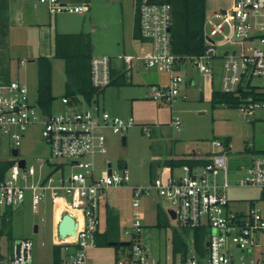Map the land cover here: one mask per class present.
Returning <instances> with one entry per match:
<instances>
[{
	"label": "built area",
	"instance_id": "obj_1",
	"mask_svg": "<svg viewBox=\"0 0 264 264\" xmlns=\"http://www.w3.org/2000/svg\"><path fill=\"white\" fill-rule=\"evenodd\" d=\"M38 1L52 14L79 13L88 9L87 5L75 6L61 0ZM138 14L141 38L150 45L143 46L139 54L125 58L126 73L131 76L134 60L141 62L146 69L166 72L168 83L152 85L148 92L155 101L172 104L180 97L186 98L182 87L192 80L187 81L180 69L189 63L201 74L211 75L213 64L219 58L217 46L233 45L239 50L226 52L221 59V91L234 94L243 88L247 96L239 108L246 117L264 108V88L253 84L255 78L264 80V47L256 45L257 41L264 45V0H235L231 8L207 15L205 50L200 55L186 58L174 54L172 49L173 7L170 3L143 0ZM111 69L110 57L94 56L91 61L93 87L107 88L112 82ZM62 104L64 110L46 115L25 82H3L0 79V140L9 139L14 143L12 150L19 149L28 129L38 126L52 156L81 169L55 178L53 174L63 164L54 165L51 172L44 175L43 164L37 170L32 166L27 168V165L21 167L18 156L12 155L4 160L12 164L4 176L0 174V264H33L34 243L31 239H7L2 243L4 222H10L11 213L27 199L35 212L42 203L50 201L52 204L53 247H62V259L58 264H90L88 252L98 246L97 234L101 226L99 196L104 190L125 186L130 181L127 167L121 173L112 169L111 174L109 167L96 176L94 158L98 153H106L105 131L123 134L136 125L134 120L112 115L98 102L78 109L64 97ZM172 124L181 129L179 117ZM143 132L150 136L146 127ZM212 146L207 163L186 164L177 172L164 166L147 187H130L132 220L124 229L130 245L116 264H161L150 261V250L142 243L143 212L139 199L153 192L168 203V215L170 210L174 211L179 230L204 227L208 231L204 258L199 257L191 236L187 258L174 264H264V211L254 204L247 209L233 210L228 193L237 187L264 190V154L252 155L239 165L238 184H232L228 158L232 142L215 139ZM87 157L92 160L81 161ZM29 178L33 179L31 184H28ZM66 214L76 221L78 229L76 236L68 235L63 241L58 226ZM233 247L240 251L239 257ZM51 264L56 263L52 261Z\"/></svg>",
	"mask_w": 264,
	"mask_h": 264
},
{
	"label": "rangeland",
	"instance_id": "obj_2",
	"mask_svg": "<svg viewBox=\"0 0 264 264\" xmlns=\"http://www.w3.org/2000/svg\"><path fill=\"white\" fill-rule=\"evenodd\" d=\"M143 0H77V4L89 5V9L79 13H61L69 20L81 18L80 30L91 34L94 56H107L112 58L113 65L126 70L123 56L124 46L132 40L135 10L138 3ZM235 0H206L208 16L215 12L231 8ZM76 5V4H75ZM215 40H219L216 38ZM136 42H134V45ZM257 46L264 47L259 41ZM15 49V48H13ZM17 52L13 58L14 68L10 69L2 61L0 51V74L11 77L9 80H22L26 75V84L30 87L33 97L36 96L38 84V63L26 55V50ZM237 46H217L218 57L215 69L211 75H202L195 66L187 64L180 69V73L189 84L186 98L180 97L176 102L165 103L155 101L146 92L151 91L152 85H165L169 81L166 72L146 69L142 63L135 62L131 76L125 74L126 85H113L107 87L97 102L109 113L122 118H132L135 127L123 134L114 135L105 131L107 138L106 153L96 154L94 158L95 175L109 169L121 173L127 167L130 181L125 186L104 190L100 194L101 201V227L107 226V214L111 213L117 227L120 242H126L124 229L130 226L132 220L131 186L147 187L161 171V157L171 151L179 149L185 153L194 150L207 151L213 149L212 141L215 139L229 140L232 150L228 156L230 166V182L238 184L241 171L238 166L248 161L252 155L263 154L264 151V108L257 109L253 115L246 117L240 106L218 104L212 105L210 93L222 89V56L224 53L238 51ZM25 52V53H24ZM38 53V52H37ZM22 62V63H21ZM54 69V95L55 104H60L68 78L65 74V62L55 61ZM125 69V70H124ZM214 78V84L212 79ZM264 88V80L255 78L253 84ZM188 84V83H187ZM191 85V86H190ZM187 87V86H186ZM185 87V88H186ZM260 88V89H262ZM204 93L203 100L200 94ZM181 119L182 134L172 126L173 120ZM146 127L150 136L143 132ZM178 130V131H177ZM123 137L126 138L125 144ZM14 143L9 139L0 140V161L12 157ZM247 152H245V151ZM19 159L26 161L27 168L39 169L44 165L43 174L51 172L54 165L60 166L54 175L58 178L61 174L66 176L81 171L80 168L66 164L61 158L53 157L50 147L44 140L40 128L32 126L28 129L25 138L19 147ZM92 160L87 157L82 162ZM29 178L28 184H31ZM231 208L233 210L247 209L251 204L264 211V190L257 187H237L229 190ZM143 212L142 243L150 250V261L155 260L161 264H174L172 256L171 239L175 233L183 235L179 225L166 212L168 203L156 192L140 199ZM109 210V211H108ZM108 211V213H107ZM45 219V221H42ZM160 223V226L157 224ZM38 226V232L35 226ZM4 237L2 243L13 239H31L34 243L33 264H51L53 261V241L55 238L52 204H41L37 212L32 208L29 199L18 209L11 213L10 222H4ZM236 256L240 251L233 247ZM128 252V246H97L88 252L90 264H116L117 260Z\"/></svg>",
	"mask_w": 264,
	"mask_h": 264
},
{
	"label": "trees",
	"instance_id": "obj_3",
	"mask_svg": "<svg viewBox=\"0 0 264 264\" xmlns=\"http://www.w3.org/2000/svg\"><path fill=\"white\" fill-rule=\"evenodd\" d=\"M152 3H170L173 7V21L171 27L172 49L174 54L181 58L197 56L205 50L204 24L207 16L206 0H149ZM137 5L136 26L134 37L142 39L140 35L139 14ZM59 38V37H58ZM83 39L87 48H56V57L65 61L66 74L69 78L67 85V97L77 94L83 95L89 104L97 102V98L106 90L93 87L91 82V61L94 57L93 47L90 43L89 34L62 35L60 39L73 40ZM58 39V40H60ZM38 104L46 115L52 114L55 97L52 93V63L47 58L38 59ZM112 71L113 85H126L125 74L116 77ZM247 93L243 88L236 93H225L221 90H214L212 93V105L227 104L241 106L245 101ZM261 98V97H258ZM228 141V140H227ZM264 154V151L262 152ZM179 161H169L168 165L177 166ZM186 163V162H185ZM190 163V162H187ZM12 162L0 161V174L4 176ZM115 220L111 213H108V222L106 230L103 233L98 232V246H110L111 242H120ZM160 226V223L157 224ZM182 234L175 233L172 237V256L175 262L187 258L189 245L188 239L193 236L194 247L200 258H204L207 253V229L204 227L194 230H184ZM117 249L120 245L115 246ZM62 259V247H53V261L58 264ZM174 262V263H175Z\"/></svg>",
	"mask_w": 264,
	"mask_h": 264
},
{
	"label": "crops",
	"instance_id": "obj_4",
	"mask_svg": "<svg viewBox=\"0 0 264 264\" xmlns=\"http://www.w3.org/2000/svg\"><path fill=\"white\" fill-rule=\"evenodd\" d=\"M61 1L66 4H71V5L76 4L75 6H81L76 3L77 0H61ZM87 6L89 9L88 11L91 12V8L93 9V7H91L90 4ZM79 14L81 15L83 14V12H79ZM62 15L63 14H52L49 8L46 5L41 4L38 0H0V51L2 52L3 63L8 66V68L10 69L9 73H11L12 72L11 69L14 68L13 58L15 57V54L17 52L23 51L22 49L26 50L27 52L25 56L29 58H33L32 60L36 61L37 63H38L39 58H47L48 60H50V62L52 63V93H53V96L55 97V100H56V96L54 95L55 94L54 93V69H55V63H56L55 61L57 59L64 61V59L56 57V48H87V44L81 38L76 40L75 42L73 40L60 39V37L62 35H65V36L77 35L81 33L89 34L90 43L93 47L91 34L84 32V31H78L80 30L79 26H81L80 25L81 16L78 19L80 21H77V20L75 21V19H77L78 17L71 18V20H69L68 18H66V16H62ZM136 15H137V8L135 10V19H134L135 22L133 25L132 40H130V42H128L124 46L123 56L121 57V59L124 60L123 61L124 66H126L125 65L126 57L135 56L140 53L141 48L143 46L150 45V44H147L145 40L136 39L134 37V30L136 26ZM134 42H136L135 45H134ZM134 61L138 62L136 60ZM216 64L217 62H214L213 64L214 69L215 67H217ZM111 65H112L111 71H114L115 73H117L116 77L123 73L127 74L125 69H124L125 71L123 72L121 71L120 67H117V66L115 67L113 65L112 58H111ZM65 74H66V67H65ZM11 75L12 74H10L9 77H5L4 75L0 77V79L1 81L5 82L9 80ZM204 76H207V75H204ZM66 77L68 78L67 74H66ZM211 79H212L211 81L212 84H214V78H211ZM26 80H27L26 75L23 74L22 80H19V81H23L27 83ZM112 80H113V76H112ZM128 82L129 81L126 80V83ZM69 83L70 82L68 78V82L65 86V90H64V94L62 98L67 97L66 96L67 85ZM37 90H38V84H37ZM189 90H190L189 84L183 85L182 94L186 95L189 92ZM213 91H211L210 93V101L212 99ZM146 93L148 94V92ZM201 94H203V98H204L205 94L202 92ZM201 94H200V99H201ZM34 98H38L37 91H36V96ZM62 98H61L60 104H55V101H54L53 106H52L53 111L64 110L65 106L62 104ZM67 98H69L72 106L78 109L87 108L91 105L86 101L83 95H80V94L67 97ZM171 125L174 126L173 124ZM179 132L182 134L183 130L178 131V133ZM211 151H212L211 149L207 151L194 150L191 153L189 152L185 153V151H183L182 149H179L178 152L171 151L169 154L168 153L166 154V157H163L162 155L161 157L162 162L160 166L161 168L164 166L171 167L174 172H177L183 165H186V164L187 165H195L196 163L205 164L210 159ZM169 161H179L180 163L177 166H170L168 165ZM187 162H190V163H187ZM107 222H108V218H107ZM105 230L100 226V230H99L100 233H103ZM171 243H172V239H171Z\"/></svg>",
	"mask_w": 264,
	"mask_h": 264
},
{
	"label": "water",
	"instance_id": "obj_5",
	"mask_svg": "<svg viewBox=\"0 0 264 264\" xmlns=\"http://www.w3.org/2000/svg\"><path fill=\"white\" fill-rule=\"evenodd\" d=\"M201 99H203V94H201ZM123 141H124V144H125V141H126L125 137H123ZM12 155L15 156V157L19 156V149H13L12 150ZM20 165H21V167H25L26 161L23 160V159L20 160ZM109 167H111V164H109ZM111 172H112V169L110 168L109 169V174H111ZM169 215L173 219L176 218V215H175L174 211H172V210L169 211ZM77 226H78V224L76 223V221L69 214H66L63 217L62 221L60 222V224L58 226V233H59V235L61 237L65 236V235L66 236L71 235L72 234L71 232ZM38 229L39 228L36 225L35 226V231L38 232ZM118 245H120V246H129L130 243L128 241H126V242H111L110 243V246H118Z\"/></svg>",
	"mask_w": 264,
	"mask_h": 264
},
{
	"label": "bare ground",
	"instance_id": "obj_6",
	"mask_svg": "<svg viewBox=\"0 0 264 264\" xmlns=\"http://www.w3.org/2000/svg\"><path fill=\"white\" fill-rule=\"evenodd\" d=\"M77 229H78V226L75 227L74 230L71 232V233H72V234H71L72 236H76V234H77ZM61 238H62L63 241H65V240L68 239V236L65 235V236H63V237H61Z\"/></svg>",
	"mask_w": 264,
	"mask_h": 264
}]
</instances>
